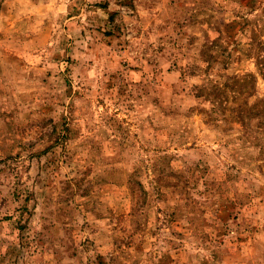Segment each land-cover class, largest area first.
<instances>
[{
    "label": "rangeland",
    "instance_id": "obj_1",
    "mask_svg": "<svg viewBox=\"0 0 264 264\" xmlns=\"http://www.w3.org/2000/svg\"><path fill=\"white\" fill-rule=\"evenodd\" d=\"M0 264H264V0H0Z\"/></svg>",
    "mask_w": 264,
    "mask_h": 264
}]
</instances>
